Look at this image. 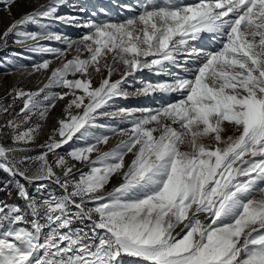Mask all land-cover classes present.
<instances>
[{
	"label": "snow or ice",
	"instance_id": "1",
	"mask_svg": "<svg viewBox=\"0 0 264 264\" xmlns=\"http://www.w3.org/2000/svg\"><path fill=\"white\" fill-rule=\"evenodd\" d=\"M0 2L12 18L19 0ZM65 3L0 32V50L11 40L65 58L31 66L50 75L36 91L13 87L18 112L0 105L2 190L22 202L0 199V264H264V0H144L122 21L58 14ZM54 22L87 31L73 38ZM156 95L169 100L119 104Z\"/></svg>",
	"mask_w": 264,
	"mask_h": 264
},
{
	"label": "rangeland",
	"instance_id": "2",
	"mask_svg": "<svg viewBox=\"0 0 264 264\" xmlns=\"http://www.w3.org/2000/svg\"><path fill=\"white\" fill-rule=\"evenodd\" d=\"M123 2H125V0H121V3ZM47 3L48 0H19L18 5L12 8V18H9L6 12L3 10L2 2H0V32H2L12 22L13 19H19L23 13L31 10H35L40 5H45ZM120 5L121 4H114L112 0H66L65 5L59 9L58 14L75 15L77 17H80L81 20L83 21H87L88 19H92L96 21H105V20L122 21L124 19V16L121 15L122 16L121 17L119 14L122 13L126 14L125 9L127 8L121 9ZM137 6L138 4L136 1L134 9H138ZM80 8L85 9L82 15L81 12L79 11ZM128 16L129 14H127V17ZM51 30L65 33L73 38L79 37L82 34H84V32L87 31L86 29L83 28L67 27L64 24L55 23V22L51 24ZM43 43L45 44V46L49 45V42L47 41H44ZM50 46L57 48L64 47V45L57 42H52ZM14 52H19L21 53V55L18 57L13 56L12 53ZM74 55L75 52L70 51L66 54V59H72ZM86 55L87 54L85 53L84 56ZM44 59L55 60L53 64V68H56L61 66L65 58L62 57L60 59H55L53 56L48 54L32 53L30 51L24 50L21 46L12 43L11 40L9 41V46L7 48L0 50V105L12 104V108L9 109V112H18L19 109L23 106L22 101L17 100L13 103L11 97L8 96V93L13 89V87L18 86L25 90L36 91L39 88L43 87L45 83H47V77L50 74L46 76L42 73H37L32 76H28L29 78H31V80L29 79L28 81L26 80L24 81V79H22L21 81L13 77L14 73L18 71L21 68V66H32L34 63H39ZM150 75H151L150 73L148 74V72L145 71L142 74V77L145 80H149V78L147 77H150ZM69 78L71 79L72 77L70 76ZM112 78L119 79V76L114 75ZM157 79L158 78H155V80ZM96 80L97 81L99 80L98 76L96 77ZM152 80L154 81V79ZM58 91L60 90L58 89ZM64 104L65 102H58L56 108L52 110L48 119L45 122H43V127L40 130L35 145H33V147L36 148L37 152L41 151L39 145L43 144L47 140L48 136L51 134L52 129L56 126V120L62 117V109L64 107ZM119 104L120 106H124V107H138V108L147 107V105L145 104L144 96H131L126 100H120ZM8 118H10L8 115L0 116V123H4ZM33 119L35 120V117ZM122 126L123 125H121V127ZM231 134H232L231 130L225 132V136ZM72 146L78 147L81 145L79 144V142H77ZM100 148L102 151H108L111 149L110 148L106 150L107 149L106 146L103 145H101ZM59 151L61 152V154H64L65 152L68 151V146H65V148ZM69 163H72V161H69ZM81 167L83 166L77 164V168H81ZM84 170L87 171L86 168ZM8 181H9V177L7 176V174L0 172V199H5L9 203H13V202L22 203L21 201L17 200L16 192L13 188H11V186L8 191L2 190L3 185ZM120 182L121 181L119 178H113L111 183L108 185V190H111L112 187L117 186Z\"/></svg>",
	"mask_w": 264,
	"mask_h": 264
},
{
	"label": "bare ground",
	"instance_id": "3",
	"mask_svg": "<svg viewBox=\"0 0 264 264\" xmlns=\"http://www.w3.org/2000/svg\"><path fill=\"white\" fill-rule=\"evenodd\" d=\"M114 4H121L120 5V8L121 9H124V8H127V6L130 4L131 6L133 5L134 1L133 0H125V2L121 3V0H112ZM179 2H184V3H191V2H194V0H179ZM132 8V7H131ZM129 14V16H131V14H133L132 11H126V14ZM82 15V13H81ZM128 16V17H129ZM126 18H127V15H126ZM51 60V59H49ZM52 61V64H51V68H53V64L55 62V60H51ZM31 70V66H24V67H21L18 71H16L14 73V78L15 79H19L22 81V79H24V81H28L29 79L31 80V78L28 77L27 75V72ZM42 74L44 75H49L50 74V70H46V71H43L41 72ZM149 74V73H148ZM151 78H158L154 75H150ZM159 79V78H158ZM32 82V81H31ZM25 83V82H24ZM55 91H58V89H54ZM145 104L147 105V107L149 108H155V107H158L160 104H163V103H166L168 102L169 98L168 97H165V96H160V95H156L154 97L152 96H148V97H145ZM172 99H175V97H172ZM123 127V126H122ZM119 137L117 136H112L108 145L106 146V150L110 149L112 146L114 147V145L116 143H118L119 141ZM129 159L126 157V160Z\"/></svg>",
	"mask_w": 264,
	"mask_h": 264
}]
</instances>
